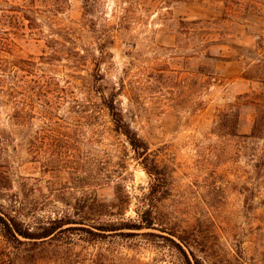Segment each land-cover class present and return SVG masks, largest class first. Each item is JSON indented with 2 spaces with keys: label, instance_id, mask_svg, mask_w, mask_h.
<instances>
[{
  "label": "rangeland",
  "instance_id": "374dc122",
  "mask_svg": "<svg viewBox=\"0 0 264 264\" xmlns=\"http://www.w3.org/2000/svg\"><path fill=\"white\" fill-rule=\"evenodd\" d=\"M262 59L264 0H0V210L32 231L90 217L38 240L0 228V264H183L167 229L210 263L264 264V133L244 140L239 107L264 102ZM111 97L166 182L154 228L93 237L79 227L139 219L153 185Z\"/></svg>",
  "mask_w": 264,
  "mask_h": 264
},
{
  "label": "trees",
  "instance_id": "16d2710c",
  "mask_svg": "<svg viewBox=\"0 0 264 264\" xmlns=\"http://www.w3.org/2000/svg\"><path fill=\"white\" fill-rule=\"evenodd\" d=\"M260 61H264V59ZM247 96L248 95H245L243 97V101L239 103V107L241 105L252 106L255 110L256 118L250 133H245L242 135L245 141H248L250 139L263 138L264 133V102L246 99ZM104 105L109 111L115 129L127 138L132 148L136 152L137 158L141 160L145 170L153 178L152 189L151 192L148 194V199L150 200L148 206L141 210V212L139 213L140 216L137 220L132 219L130 221L119 222L110 220L104 221L97 225V231L88 227L79 228L88 232L93 237H106L108 235H129L134 233L125 232L124 230L128 229L134 231L142 230L144 228H154L156 226V222L153 212V204L158 200V194L160 192V189L164 186L166 182V175L161 170V167L158 165L155 158H151L153 154L150 151L148 143L139 135V133L135 129L132 128L130 123L125 120V117L121 109H119L115 98L111 97L109 99H104ZM237 115V112L236 114L225 112L221 118V125L223 123V126H229L230 128H232L230 130L231 135H236L235 128L237 125H235V123L232 125H228V123L233 120V117H237ZM235 119L237 123V118ZM116 198L117 202L115 203H106L101 201L100 206L98 205L99 207H91V212H89L88 214H111V212H113V210L111 209H120V207L125 205V203L127 202V200L123 199L118 195ZM86 218L90 217H83L82 219H80L81 221H76V219H73L70 216L59 218L51 221L50 223H48V225L42 227L40 231H32L29 228L24 227V225L14 216L6 214L2 210H0V228L2 235L9 241H20L18 236H22L27 240H38L46 239L48 237L55 236L58 232H64L74 228L72 226L64 228V226L66 225L86 224L85 222L88 220ZM167 230H169L172 235L176 236L180 240V242H177L174 239L168 238L180 251L182 255L183 264H217L216 262L210 263L209 261H206L195 253V251L192 249V247L194 246L193 242L195 240L192 239V237L186 236V234H182L176 230Z\"/></svg>",
  "mask_w": 264,
  "mask_h": 264
}]
</instances>
